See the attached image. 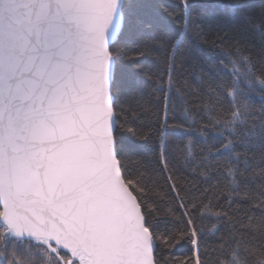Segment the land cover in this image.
I'll list each match as a JSON object with an SVG mask.
<instances>
[{"label": "snow or ice", "instance_id": "1", "mask_svg": "<svg viewBox=\"0 0 264 264\" xmlns=\"http://www.w3.org/2000/svg\"><path fill=\"white\" fill-rule=\"evenodd\" d=\"M162 261L264 264V0H0V264Z\"/></svg>", "mask_w": 264, "mask_h": 264}, {"label": "trees", "instance_id": "2", "mask_svg": "<svg viewBox=\"0 0 264 264\" xmlns=\"http://www.w3.org/2000/svg\"><path fill=\"white\" fill-rule=\"evenodd\" d=\"M159 2L164 3L166 5H169L171 7L177 8L178 10V6H179V0H159ZM145 107H147V105H145ZM145 131H147V129H145ZM256 157H257V163H258V158H259V153H255ZM129 168L133 171V173L135 174L136 171V164H135V160L131 161L129 163ZM257 171L259 170L258 168L256 169ZM245 208H247V205L244 206ZM238 215H243V212L239 213ZM250 216H259V213L255 212V211H251L249 212ZM214 221H209L207 222V227L210 231H212V225H213ZM248 221H245V224H247ZM219 235V234H217ZM207 243L209 245H212L215 243L214 240L209 239L207 241ZM163 257L165 260H167L169 257H171L173 260L178 259V258H183L187 255H189L188 252V245L187 242H185V244H183L181 247L176 248L175 250H168V251H164L163 252ZM161 264H163V261L161 262ZM233 264H236L235 261H233Z\"/></svg>", "mask_w": 264, "mask_h": 264}]
</instances>
